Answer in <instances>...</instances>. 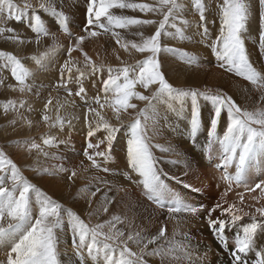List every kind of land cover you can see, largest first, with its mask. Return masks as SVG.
I'll return each mask as SVG.
<instances>
[{"label": "snow or ice", "instance_id": "snow-or-ice-1", "mask_svg": "<svg viewBox=\"0 0 264 264\" xmlns=\"http://www.w3.org/2000/svg\"><path fill=\"white\" fill-rule=\"evenodd\" d=\"M259 4L264 6V0H259ZM194 6L199 12L198 27L202 29L201 36H209L208 21L206 18V0H195ZM138 10L140 13H151L159 16V19L140 18L137 16L125 15L123 10ZM186 5L182 0H155V2H132V0H87L85 9V20L82 31L93 37L101 34H111L116 37V43L125 51L129 49L138 53L145 54L143 60H139L135 65H123L121 67L107 66V78L102 81L103 98L97 95L92 101L103 109L109 104L117 121L121 120V113L128 110H137L138 105L133 100L145 101V106L139 108L135 119L128 125L129 138L127 139V158L132 170L140 173L144 177L145 187L149 190V198L154 200L160 207L167 209L169 218L178 219L180 217H198L207 212V223L221 242L222 247L228 251L231 260L230 264H264V248H257L256 238L258 232H264V206L256 207L251 205V211H244L242 206L235 202L216 203L209 209L202 206H195L187 202L186 198L175 193H169L167 186L161 179L167 176L158 168V161L153 152V147L161 148L160 145L153 146L151 137L147 134V121L150 117L148 112L154 109L153 101H162L168 108L182 114L189 106L190 119L188 127L190 135L195 136L204 124L202 117L201 101L208 102L209 118L207 120V132L212 144H219L220 154L223 159L222 167L227 169L229 165H236L235 175L226 174L222 179L229 185L233 182L237 185L246 183L245 173L249 170L253 160L258 154L264 155V108L248 110L242 108L240 104L231 96L221 92L211 90L200 91L199 89H183L174 87L165 77L161 70L160 53L162 51L181 52L189 62H194V54L184 50H178L162 45V36L167 35L171 38L185 39L184 29H177L176 32H169V26L175 28V21L181 18ZM219 29L215 38L210 42V48L216 59L220 61L221 68H227L229 72H234L238 76L245 77L253 85L264 89V73L258 72L254 67L248 48L246 46L245 33L248 29L251 14L249 0H219ZM120 14H117V13ZM50 13L59 17L61 22L66 25L67 15L58 10L55 0H0V35H4L6 40L17 44L25 43L17 31L11 27H5L8 21L21 23L28 17L27 27L35 34V43L39 44L43 37L54 35L45 26L43 15ZM261 20L264 21V12L261 13ZM184 24L189 21L183 20ZM60 25H57L59 27ZM138 29L143 26H155L151 34L145 35L143 31L137 30L133 35L139 37V42L132 40L121 43L122 37L118 30H130L132 27ZM71 35V33H69ZM87 39V35L76 37L75 44L68 49L69 55L72 51H83L81 45ZM260 40L264 42V28L260 34ZM27 42L31 43V40ZM47 55V53H45ZM84 67L89 69L86 74L80 68H76L78 73L76 82L79 89L78 96H86L87 91L83 87L82 81L86 75H95L97 72H104L105 66H97L95 61L86 52ZM0 58L3 63L0 69L11 70L12 76L19 82L21 92L31 91L30 85L26 83L31 75L22 60L9 51L0 50ZM40 62L39 57H33ZM65 71L67 76L65 77ZM72 67L69 61H65L61 70V85L68 88L72 81ZM0 84L3 79L0 78ZM137 86L144 90L153 89L151 95L138 91ZM69 94H71V89ZM264 100V95L260 97ZM87 103V101H85ZM48 104H51L49 99ZM16 101L9 100L5 104V111L8 107H15ZM23 106V103L20 105ZM48 105H45L47 109ZM87 113L98 117L95 125L88 122L87 146L84 155L87 157L94 168L101 167V161L111 158L113 144L122 131L120 125L110 123L105 120L101 112L91 105L87 108ZM225 119L226 128L223 135L217 134L221 119ZM45 122L51 120L47 114L43 116ZM63 117L57 116L50 126L63 127L65 123ZM31 122L29 121V124ZM103 129L107 133L105 139H99L96 143L92 138L96 133ZM45 144L51 143L45 140ZM105 147L101 150V146ZM32 147L39 148V145L32 144ZM91 150V151H89ZM162 151L169 149L161 148ZM47 156L48 153H45ZM109 169L104 168L107 172ZM49 173L48 169L43 170ZM59 171H68L62 164ZM54 174V173H50ZM76 172H71V177ZM179 183L178 178L173 177ZM191 188V185H184ZM259 189L264 195V180L255 183L254 187H246V191L255 192ZM199 191V189H192ZM231 189H226L230 191ZM101 189L97 187L92 192L95 197ZM258 200L259 197H253ZM105 194L104 203L96 213H108V205L113 203ZM244 203V196L240 194V205ZM33 204L38 206V213L34 215ZM226 205V206H225ZM63 206L60 202L52 199L47 193L43 192L24 176L20 167L14 160L0 149V243L8 245L10 251L4 264H65L62 257H67V252H61V236L59 232L64 227V217L62 216ZM67 213V224L72 235L74 256L77 264H149L146 256L166 254L168 247L173 246L174 241H169L166 232L167 226L161 225L155 234L141 236L139 232L125 234L122 227L123 220L118 215H113L110 219L90 225L77 213L71 209H63ZM219 211L220 216L213 217V213ZM248 218L249 222H244ZM239 227V231L235 229ZM234 230V242L230 245L228 240V229ZM107 229V230H106ZM175 235V233H174ZM167 242L166 244L164 242ZM131 244H135L138 250H134ZM149 245L154 247L149 251ZM254 253L255 259L249 260L248 254ZM101 256L103 259L101 260ZM190 258V256H189Z\"/></svg>", "mask_w": 264, "mask_h": 264}, {"label": "rangeland", "instance_id": "rangeland-1", "mask_svg": "<svg viewBox=\"0 0 264 264\" xmlns=\"http://www.w3.org/2000/svg\"><path fill=\"white\" fill-rule=\"evenodd\" d=\"M17 2L22 4L23 0H17ZM32 2L36 3L37 0H32ZM55 2L57 4L58 10H62L67 15L68 20L65 25L61 22L59 17L53 16L50 13L44 14L42 17L44 20V24L54 35L43 37L39 44L35 43L34 32L27 27V24L29 22L28 17H25L24 21L21 23H17L15 21H8L7 24L3 25L5 27H11L15 29L17 31V34L25 40V43L23 44L14 43L5 39V36L8 35L7 33H5L4 35H0V50L12 52L22 60V62L28 69L31 70V75L26 81V83L30 85L31 91H28L26 89L25 91L21 92L19 90V82L12 76L10 68L0 69V78L3 79V84H0V149H3V151L7 153L14 160V162L17 163L24 176H26L29 180L31 179L30 181L33 184H35L43 192L47 193V195L52 197V199L60 202V204L63 206V209H71L73 212L80 215V217L90 225H95L103 221L104 219H110L112 215H118L123 220V224L117 225V227H122L126 235L129 233L134 234L136 232H139L141 236H150L152 234H155L161 227V225L167 224L166 236L169 241H174L173 247H168L166 250V254L163 255V257L161 255L146 256L145 258L149 261V264H186L187 262L188 264H230L231 257L228 251L222 247L219 239L209 228V225L207 223V212L202 213L198 217L182 216L178 219L170 218V220L168 221L169 217L167 216L166 207H160L159 204L149 198V190L145 187L144 177L140 176L139 173L140 185L136 184L134 186V184L132 183L134 182V180L132 178L131 182L130 177L128 176V172L130 171V169L128 167V163H126L125 160L126 154H123V152H121V157H123L122 161H120L121 166L116 167L117 171L123 172L126 176L125 182L131 189H129L128 192L133 193V195L136 197L139 196L141 198V201L143 202V205L148 204L149 207L152 208V211L158 214V228L156 229L155 227L154 231H148L147 228H139V225L136 226V224L133 223L132 225H135L136 227H134V231H132L128 228L129 225H127L129 223V219H126L122 215V212H127L124 206L122 209V206H116L117 208H114L108 205V213L100 212L99 215H90V213H96L97 210H99L101 208V205L104 203L105 194H108V190L105 189V187H115L118 182L114 180H104L99 183L89 182L88 184H85L82 188H79L78 184H73V182L70 181L72 177L71 179H69L71 172L74 170L72 162L58 163L57 161L59 158H62L63 152L71 150L75 151L76 149L80 148L77 147L74 143L79 142L80 144H85L87 146L88 140L85 141L84 139V142L80 141V138L83 136L80 130L79 137V135L76 134L75 130L53 132L58 128L56 126L53 127L50 125L54 121H56L58 114L60 117H63L65 121L70 120V125H72L73 121H75V118H73L75 116L69 118L68 113L65 114L63 112L64 109H61V103H65V105L68 107L69 104H72L73 100H80L81 97H85L76 95L79 89V85L76 82V77L78 75V73L76 72V68H80L81 70L85 71L86 74L89 71V69L84 67L85 58L83 52H86L90 57H92L98 67L101 65L105 66L104 72H97L95 75H86V78L82 81L83 87L87 91L86 97L91 100L92 98H94V96L96 97L97 95L101 96L102 98L104 96L102 89V81L107 78V66H112L115 68L121 67L123 65H135L137 61L143 60L145 58V54H140L135 50L131 49H129L128 51H125L123 48L120 49V45L116 43L117 38L112 36L111 34H101L98 37H93L90 34L84 33L82 31V28L84 26L87 0H55ZM132 2L152 3L155 2V0H132ZM182 3L186 5L185 11L182 13L181 18L177 19L174 22L176 27L172 28L171 26H169L168 29H170L171 32H176L177 29L182 28L185 31L186 38H171L167 35H164L162 36L161 43L166 47L184 50L190 54H194L195 59L194 62H189V60L184 57L181 52L162 51L160 53L161 70L164 72L165 77L168 79V81L172 83L174 87L177 88L199 89L200 91L211 90L212 92H221L227 95H231L237 101V103L240 104L242 108H246L248 110L264 108V100L260 99V97L264 95V89H261L257 85H253L251 81L247 80L245 77L238 76L234 72H229L226 67L221 68L219 66L221 62L216 59L213 51L209 46L210 42L215 38L219 29V14L217 11L219 0H206V18L209 27V36L206 38H202V29L197 26L200 17L199 12L194 6L195 0H182ZM249 3L251 14L248 25L249 30L247 29V33H245L246 46L248 48L250 59L254 67L258 72L264 73V42L260 40V34L262 28H264V21L261 20V13L264 12V6L259 4V0H249ZM117 14L120 13L118 12ZM123 14L137 16L140 18H160L159 16H155L151 13H140L138 10L131 9L123 10ZM185 19L189 21L188 24L183 23V20ZM57 25L60 26L57 27ZM154 28L155 26H143L138 29L134 26L130 30H118L120 31L122 37L121 43L129 42L132 40L139 42V37L133 35V33H135L137 30H140L143 31L145 35H148L154 31ZM69 33H71V35H69ZM79 35H87V39H85V41L81 45L83 51L75 50L72 51L69 55L68 49L75 44L76 37ZM28 40H31L32 42L29 43L27 42ZM130 51L133 53H131ZM111 52H120L125 56H131V54L132 56L138 55V57L134 62H130L131 64L125 61V63L121 61L119 63H107L106 56H108ZM45 53H47V55H45ZM33 57H39L40 62L37 63V61L33 59ZM65 61H69V67H72L73 69V79L68 84V88H65L61 85V70ZM2 63L3 59L0 58V64ZM182 68H188L187 70H189L188 73H183L185 74V77L183 76V74H181L182 71H180V69ZM214 69L217 75L216 77L214 76V80L212 79L211 81L209 76L213 74ZM194 73L196 74V76H193ZM66 76L67 71H65V77ZM192 77H196L195 80L193 78V82L192 80L190 81ZM178 78L179 80H177ZM236 83H243L244 86L248 87L251 91L250 97L242 100L240 95L235 93V90H233ZM68 89H71V94H69ZM152 91H154V88L149 89L147 91L148 95H151ZM49 99H51V104H48ZM9 100L16 101V106L8 107L7 111H5V104ZM21 103H23L22 107L20 106ZM162 103V101L159 102L160 106H162ZM46 104L48 105L47 109L45 108ZM140 104L141 102L137 103L138 106H140ZM92 106L96 107L101 112V114L103 113L102 116L105 117V120L109 121L107 117L109 118V115H111V112L113 111L111 110L112 107L108 106L107 104L105 105L106 107H104L103 109H99V105L96 104H93ZM201 106L204 124L195 136L190 135L188 127V121L190 119V102L189 106L182 114H177L176 112L170 111V114L174 116L173 121L171 120L172 118L168 119L172 122V125L174 127L173 129L170 128L168 125L165 129H159L157 127V107H154V109L150 110V112H148L147 114L150 117V119L147 121L148 129H152L153 134H156L158 132V134L160 136H163L166 140L174 139L175 141L176 138H172V136L174 137L175 133L182 136L183 133L186 132L185 135L187 136V139H190L189 141L186 140L187 143H185L184 145L182 144L184 148L180 146H176L173 148L168 147V143H166L167 141L162 138H158L156 140L154 139V141H152V143H155V145H160L161 148L171 149L168 151H162L161 148H156L155 150V156L158 160V168H161L160 170H162L163 168L162 172L168 173L167 176L161 177V179L167 186L168 192L175 193L181 196L182 198H186L187 202L195 206H202L204 209H209L213 207L216 203L223 204L225 200L229 204L235 202L238 206H242L244 208V211L246 212L251 211V205H255L256 207H260L261 205L264 206V198L259 189H257L255 192L249 193L245 189L242 190V187L240 185H237L234 182L229 185L226 180L221 178L224 177L226 174H235L234 171H236V165L234 163L229 165L226 171L224 170V168H222V166H220L223 163V159L220 154V146L219 144H212L210 142L207 132V120L209 118V108L211 106L208 102L204 101H201ZM55 107L59 108L55 112H53V109ZM86 107L88 108V106ZM86 107L85 110L87 111ZM78 109L79 108H77V110ZM50 110H52V112ZM79 111L80 113H78L77 116L79 114L80 115L77 119V122H79L80 119L82 121L84 116V113L81 112L83 110L79 109ZM54 113H56L57 115L54 116ZM70 113L72 114L73 112L70 111ZM45 114L51 117L50 121H44L43 116ZM88 115L89 118L87 119V121L93 120L92 124L95 125L98 120V117L96 119L95 116L92 119L91 114L89 113ZM133 119L135 118H132L128 121L131 122ZM84 120L87 125V131H85L83 134L87 135L88 122L85 118ZM29 121L31 122L30 124ZM65 124L69 126L67 122ZM122 127L124 128L123 133H127L126 136L129 138L128 127L124 125ZM225 128L226 123L225 119L222 116L221 122L217 129V134L222 136ZM51 133L53 137L51 136ZM38 135L39 137L37 140L39 141V144L37 145H39V148H34L31 146V150L28 155L25 150L16 147V145L20 141H25V146H27L28 143L34 144L31 140H33V138L37 137ZM71 135L74 137L78 136L77 138L79 139V141H77L78 139L76 138L70 137L71 141H74V143H70L68 136ZM42 136H44L46 139L48 138L47 140H50L51 143L45 144L44 141L46 139L44 141L43 139L41 140ZM39 138L41 141L39 140ZM84 138L87 139V136ZM93 138H96V136ZM58 139L60 140V142ZM161 140L162 142H160ZM126 143L127 141L125 142V146ZM177 145H179V142H177ZM23 146L24 144L21 145V147ZM187 146H189L191 149ZM45 152L48 153L47 156H45ZM21 154L25 155L27 159L31 160L30 162L25 163V167L23 168L20 165L21 160H17L15 157ZM188 155L199 159L201 164H189V161L191 159H189ZM201 156L206 162L201 161ZM168 162L173 163V167H175V165L180 164L184 167L186 166L185 170L182 172L183 174L181 173L180 176H172L169 173L170 171L168 172L164 169L167 167ZM61 164L65 168H67L68 171H59V165ZM44 169H48L49 173H45L43 171ZM197 169L200 170L198 171ZM249 170L253 173L255 172L253 176L254 178L255 176H257V178L259 179L261 175H264V155L258 154V156L253 160ZM249 170L245 173V176L251 173L249 172ZM194 172H197V174ZM111 173H114V171H112ZM173 177L178 178V180L182 181V183H179L176 179H173ZM56 178L64 180L63 182L65 183V186L63 187H66V184L69 185L70 182H72L68 190L66 188H63L61 196L65 193V191L67 195L64 201L56 197V189H51L48 187V185L50 184L51 186H55V184L57 185V183H53ZM184 185H191V188H186L184 187ZM97 187H99L101 191L97 192L96 196L93 197L92 192L95 191ZM229 188L231 190L226 192V189ZM192 189H199V191H193ZM77 191H81L84 194L86 201L83 203V205L79 204V200L81 199L80 197L73 196L75 195V192L77 193ZM256 193L257 197L261 196L258 199L259 202L253 199L252 197L248 196L249 194L255 195ZM240 194H243L244 196L243 205H240ZM117 200H114V202ZM257 203L261 205L259 206V204ZM63 209L61 214L65 220L63 227L64 231L62 229L59 234L70 233L71 235V231L67 224V213ZM33 211L34 215L38 213V206L36 204H33ZM147 215V211L137 212L135 210L134 212L135 219L138 220L141 224L148 227V223L144 222V218ZM212 215L213 217H216L220 216L221 213L217 211ZM244 222H249L248 218H245ZM129 227H131V225ZM239 230V227L235 229V231ZM227 235L233 239L234 230L231 228L228 229ZM232 239L230 240V242L232 241ZM164 243L166 244L167 242L165 241ZM232 243L233 242L229 244L231 245ZM69 244L71 245H67V248L73 247L72 243ZM256 244V250H258L259 248H264V232H258ZM130 246L133 247L134 250H138V247L135 244L130 243ZM153 247V245H149L148 250L150 251ZM59 248L61 252L66 251L62 249L61 244L59 245ZM9 251L10 249L8 245L0 243V264H4ZM67 253H69V256L75 257L74 254H71V251L68 250ZM248 255L254 256L253 253H249ZM63 258L64 257H62V259ZM75 259L77 262L76 257ZM102 259L103 257L101 256V260ZM248 259L250 261L254 260L253 257H248ZM89 262H91L90 259Z\"/></svg>", "mask_w": 264, "mask_h": 264}, {"label": "bare ground", "instance_id": "bare-ground-1", "mask_svg": "<svg viewBox=\"0 0 264 264\" xmlns=\"http://www.w3.org/2000/svg\"><path fill=\"white\" fill-rule=\"evenodd\" d=\"M250 29H251V27H250ZM249 30V29H248ZM167 31H169V32H171V30L170 29H167ZM247 33V32H246ZM249 34V33H248ZM29 36V35H28ZM11 43V42H10ZM120 49H122L121 47H120ZM21 52V51H20ZM121 52V51H120ZM120 52H118V53H116V52H111V53H109V55L108 56H106V61H107V63H113V62H115V63H119L120 61L121 62H128V63H130V62H134L136 59H137V57H138V55L137 56H132V54H131V56H125V55H123L122 53H120ZM131 52V51H130ZM131 53H133V52H131ZM136 53V52H135ZM141 54V53H140ZM97 55V54H96ZM103 56V55H102ZM101 56V57H102ZM100 57V56H99ZM103 60H105V59H103ZM98 61V60H97ZM105 61V62H106ZM109 61V62H108ZM124 62V63H125ZM99 63V62H98ZM101 63V62H100ZM102 63H104V62H102ZM131 64V63H130ZM136 64V63H135ZM188 68H182V69H180V71H182L181 72V74H183V73H188L189 72V70H187ZM171 73V72H170ZM173 73V72H172ZM195 74V73H194ZM193 74V76H196V74L194 75ZM174 75H175V73H174ZM177 75V74H176ZM216 71H215V69H214V71H213V74H211L210 76H209V78L211 79V81H212V79L214 80V76L216 77ZM183 76L185 77V74H183ZM188 76V75H187ZM226 76V75H225ZM229 76V75H228ZM230 77V76H229ZM193 78H194V80L196 79V77H192L191 79H190V81L192 80V82H193ZM222 78V77H221ZM232 78V77H231ZM177 80H179V78L177 79ZM216 80H217V78H216ZM225 81V80H224ZM230 81V80H229ZM233 81V80H232ZM219 82V81H218ZM231 83V82H230ZM98 88V87H97ZM256 89V88H255ZM95 90V89H94ZM137 90L138 91H143L144 92V94H146V95H148V93H147V91L148 90H144V89H142V88H140L139 86H137ZM233 90H235V93H237V94H239L240 95V97H241V99L242 100H244V99H247L248 97H250V90H249V88L248 87H246V86H244L243 85V83H236L235 84V87L233 88ZM44 91V90H43ZM46 92V91H45ZM150 92H151V90H150ZM47 94H48V92H47ZM47 97V96H46ZM94 98H95V96H94ZM94 98H92V100H94ZM67 100V99H66ZM92 100L91 99H89L88 97H81V99L80 100H73L72 101V104H69V106L67 107L66 105H65V103H61V105H62V107H61V109H64V113L65 114H67L68 113V116H69V118L70 117H72V116H75V117H73V118H75V121H73V124L72 125H66V124H64L63 125V127H60L59 125L58 126H56L58 129L57 130H55V131H53V132H61V131H68V130H75V132H76V134H78L79 135V130L81 131V133H82V137L80 138V141L81 142H84V139H85V141L87 140L86 138H84V137H86L87 135H84L83 133L85 132V131H87V125H86V123H85V120H84V118L86 117V115H87V119L89 118V113H87V111L85 110V107L86 106H89V105H93V103H92ZM64 101V100H63ZM85 101H87V103L85 102ZM135 101V102H134ZM246 101V100H245ZM133 103H138V102H141V104H140V106H138V109L139 108H143L144 106H145V101H140V100H133L132 101ZM161 102V101H160ZM153 104L155 105V107H157L158 108V113H157V122H156V124H157V127L159 128V129H161V128H163V129H165L166 128V126L168 125L170 128H174L173 127V125H172V122L168 119V118H172L171 120L173 121V115L172 114H170V109L168 108V106H167V104H165V103H162V106H160V104H159V102L158 101H153ZM54 105V104H53ZM56 105V104H55ZM108 106H110L109 104H107ZM59 106V105H58ZM106 107V106H105ZM111 107V106H110ZM59 107H55L54 109H53V112H55L57 109H58ZM77 108H79V109H82L83 111H81V112H83L84 114V116H83V120L81 121V119H80V121L79 122H77V119L79 118V115L77 116V114L78 113H80V111H79V109L77 110ZM87 108V107H86ZM51 109V108H50ZM68 109H69V112H68ZM138 109L137 110H133V109H130V110H128V112L127 113H121V120L120 121H117L116 119H115V113H114V111H112L111 112V115H109V118L107 117V119H109V122L110 123H113V124H117V125H120L121 126V128H122V131L118 134V138H117V140L114 142V144H113V149H112V154H111V158L110 159H108V160H103V161H101V167L100 168H94L93 166H92V164H91V161H89L88 159H87V157L84 155V151H85V149H86V145L85 144H80L79 142H76V143H74V141H71V138L70 137H73V138H76V139H78L77 137L78 136H76V137H74V136H68V139H69V142L71 143H74L77 147H80L79 149H76L75 151H65V152H63V156H62V158H59L58 159V163H68V162H72V164H73V166H74V170H75V172H76V175L75 176H73L72 177V179L70 180V181H72L73 182V184H78L79 185V188H82L85 184H88L89 182H91V183H99V182H101V181H104V180H114V181H117L118 182V184H116L115 185V187H105V189H107L108 190V194H106L107 195V197H109L110 199H111V197H117V198H115V200H117V201H115V202H113V203H111V204H109V206H112V207H114V208H117L116 206H122V209H123V206H124V208H126V211L127 212H122V215L126 218V219H129V223L127 224V225H131V227H129L128 226V228L129 229H131L132 231H134V227H136L137 225H139V228H147L148 229V231H154L155 230V227H156V229L158 228L157 227V223H158V214L157 213H154L153 211H152V208H150L149 207V205L148 204H146V205H143V202L141 201V198L139 197V196H134L133 195V193H130V192H128L129 191V186L127 185V183L125 182V180H126V176L124 175V173L123 172H120V171H117V168L116 167H118V166H121V162L120 161H122V159H123V157H121V152H123V154H126L125 155V160H126V163H128V167H129V169H130V171L128 172V176L130 177V180H131V182H132V179L134 180V182H132L133 184H134V186L137 184V185H140V179H139V173L138 172H136V171H134V170H132V167H131V164L129 163V161H128V158H127V153H126V148H127V143H126V146H125V142L127 141V139H128V137L126 136V134L127 133H123V130H124V128L122 127L123 125L124 126H126V127H128V125L131 123L130 121H128V120H130V119H132V118H135L136 117V113H137V111H138ZM108 110H110V109H108ZM111 110H113V109H111ZM155 110H157V109H155ZM51 112H52V110H50ZM70 111H72L73 113L71 114L70 113ZM150 112V111H149ZM91 114V113H90ZM103 114V113H102ZM101 114V115H102ZM154 114H155V111H154ZM55 115H57L56 113H54V116ZM151 115V114H150ZM58 116H59V114H58ZM91 118L93 119L94 117H95V115L94 114H91ZM107 116V115H106ZM111 116H112V118H111ZM152 116V115H151ZM183 116V115H182ZM90 118V119H91ZM105 118V117H104ZM96 119H97V117H96ZM74 120V119H73ZM153 120V119H152ZM151 120V121H152ZM156 120V119H155ZM19 121V120H18ZM91 122H93V120L91 121ZM85 124V126H84V124ZM154 123V122H153ZM150 124V123H149ZM147 125H148V123H147ZM155 125V124H154ZM175 125V124H174ZM11 126V125H10ZM20 126V125H19ZM156 129V128H155ZM169 129V128H168ZM102 130V131H101ZM100 131H98L97 133H96V138H93L92 139V142L93 143H96L99 139H105L106 138V136H107V133L106 132H104L103 131V129H101ZM157 130V129H156ZM155 131V130H154ZM158 131V130H157ZM165 131V130H164ZM27 133V132H26ZM186 133V132H185ZM185 133H183V135L182 136H180V135H178V134H176L175 133V135H174V137L172 136V138H176V140L174 141V139H172V140H166L163 136H160L159 134H158V132L156 133V134H153V131H152V129H148V127H147V134H148V136H150L151 137V144L153 145V146H155V143H152V141H154V139L156 140V139H158V138H162V139H165L167 142L166 143H168V147H171V148H173V147H176V146H180V147H183L182 146V144L184 145L185 143H187L186 142V140L187 141H189L190 139H187V136L185 135ZM189 134V133H188ZM55 135V134H54ZM168 135V134H167ZM51 136L53 137V135H52V133H51ZM38 137H39V135L37 136V137H34L33 138V140H31V141H33V143L34 144H39V141L37 140L38 139ZM61 137V136H60ZM79 137H80V135H79ZM167 138V137H166ZM190 138V137H189ZM43 139V141L46 139L44 136H42V138H41V140ZM48 139V138H47ZM19 140V139H18ZM25 140V139H24ZM39 140H40V138H39ZM40 140V141H41ZM59 140V139H58ZM62 140H63V138H62ZM160 140V139H159ZM184 140V141H183ZM77 141H79V139L77 140ZM59 142H60V140H59ZM88 142V141H87ZM157 142V141H156ZM160 142H162V140L160 141ZM164 142V141H163ZM177 142H179V145H177ZM22 144H24V146H25V144H26V142L25 141H20V142H18V144L16 145V147H18V148H21V149H23V150H25L26 152H27V155H28V153L30 152V150H31V146H32V143H28L27 144V146H23V147H21V145ZM49 146V145H48ZM105 146L104 145H102L101 146V150H103V148H104ZM188 148H190L189 146H187ZM49 148V147H48ZM184 148V147H183ZM178 149H179V147H178ZM191 149V148H190ZM155 150H156V147H153V152H154V155L156 154V152H155ZM181 150V149H180ZM89 151H91V150H89ZM12 152V151H11ZM15 152V151H14ZM172 152V151H171ZM171 152H170V154H171ZM45 153H47V152H45ZM178 153H179V150H178ZM181 153V152H180ZM188 154V153H187ZM46 156V155H45ZM181 156V155H180ZM184 156V155H183ZM189 156V159H191L190 161H189V164H191V165H195V164H201V162H200V160L199 159H197V158H195V157H191V155H188ZM16 157V159L17 160H21L20 161V165L22 166V168L23 167H25V163H28V162H30L31 160H29V159H27V157L25 156V155H23V154H21V155H19V156H15ZM57 157H58V155H57ZM198 157V156H197ZM20 158H22V159H20ZM36 158V157H35ZM181 158V157H180ZM25 160V161H24ZM158 161V160H157ZM201 161L202 162H206L205 160H203V157L201 156ZM215 162V161H214ZM166 163V162H165ZM175 163V162H174ZM217 163H219V162H217ZM221 163V162H220ZM31 164V163H30ZM117 164V165H116ZM66 165V164H65ZM116 165V166H115ZM46 166H47V163H46ZM161 166H162V164H161ZM174 166V164L173 163H169L168 162V165H167V167L166 168H164L166 171H170L169 173L172 175V176H180V174L185 170V168H186V166L184 167L183 165H175V167H173ZM105 167H107V169H109L107 172H105V171H103V169L105 168ZM197 167V166H196ZM229 167V166H228ZM193 168V167H192ZM198 168V167H197ZM119 169V168H118ZM161 169V168H160ZM196 169V168H195ZM228 169V168H227ZM162 170H163V168H162ZM161 170V171H162ZM188 170V169H187ZM186 170V171H187ZM198 170V169H197ZM200 170V169H199ZM198 170V171H199ZM226 170V169H225ZM254 170V169H253ZM112 171H114V173H111ZM202 171V170H201ZM229 171H230V169H229ZM189 172H190V170H189ZM249 172H251L252 173V171H250L249 170ZM165 173V172H164ZM188 173V172H187ZM194 173H196L197 174V172H194ZM223 173V172H222ZM234 173H236V171H234ZM255 173V172H254ZM36 174V173H35ZM34 174V175H35ZM39 174V173H38ZM168 174V173H167ZM169 174V175H170ZM183 174V173H182ZM185 174V173H184ZM193 174V173H192ZM219 175V174H218ZM141 176V175H140ZM182 176V175H181ZM184 176V175H183ZM212 176V175H211ZM132 178V179H131ZM219 178V177H218ZM222 178V177H221ZM255 178H257V176H255ZM192 179V178H191ZM31 180V179H30ZM49 181H51V180H49ZM64 180H61L60 178H56V180L55 181H53V183H57V185L55 184V186H51V184L50 185H48V187L49 188H51V189H56L55 190V195H56V197L57 198H59V199H61V200H65V197L67 196L66 195V191H65V193L61 196V193L63 192V188L65 189H69V187H70V185L72 184V182H70V184L68 185V184H66V187H63V186H65V183L63 182ZM245 181H246V179H245ZM247 182V181H246ZM49 183V182H48ZM195 184V183H194ZM121 186V187H120ZM133 186V185H132ZM195 186V185H194ZM44 187H45V185H44ZM204 187V186H203ZM208 188V187H207ZM206 189V188H205ZM131 190V189H130ZM242 190H244V188L242 187ZM112 191V192H111ZM257 195V193L254 195V194H249L248 196L249 197H252L253 198V196H256ZM261 195V194H260ZM73 196H75V197H80L81 199L79 200V204H81V205H83V203L86 201V199H85V197H84V194H83V192H78L77 191V193L75 192V195H73ZM259 196V195H258ZM61 197V198H60ZM257 197V196H256ZM259 197H261V196H259ZM263 198H264V195H263ZM256 200V199H255ZM255 200H254V202H255ZM73 201V200H72ZM88 201V200H87ZM258 201V200H257ZM254 202H253V204H254ZM259 202V201H258ZM261 202H262V200H261ZM257 204H259V203H257ZM261 204H259V206H260ZM262 206V205H261ZM135 210L137 211V212H145V211H147L148 212V215L144 218V222H147L148 223V227L147 226H145V225H143V224H141L138 220H136L135 219V217H134V212H135ZM116 211V210H115ZM117 212V211H116ZM95 213V212H94ZM120 214V213H119ZM144 215V214H143ZM143 215H141V216H143ZM113 216V215H112ZM138 216V215H137ZM173 219V218H172ZM203 219V218H202ZM170 220V218H168V221ZM180 220V219H179ZM143 221V220H142ZM189 221V220H188ZM202 221V220H201ZM180 222V221H179ZM185 222V221H184ZM191 222V221H190ZM199 222V221H198ZM206 222V221H205ZM133 223H135L136 224V226L135 225H132ZM170 223V222H169ZM168 223V224H169ZM203 223V222H202ZM192 224H194V223H192ZM167 225V224H166ZM206 225V224H205ZM171 226H174V225H171ZM197 226V225H196ZM202 226V225H201ZM199 228V227H198ZM138 229V228H137ZM179 230V229H178ZM204 230V229H203ZM63 231H64V229H63ZM60 236H61V247H62V249H64V250H66L67 252H68V250L69 251H71V254H73V247H69V248H67V245H71V244H69V243H72V235H70V233H66V234H59ZM145 236V235H144ZM215 243V242H214ZM173 247V246H172ZM195 250V249H194ZM196 251V250H195ZM212 251V250H211ZM190 252V251H189ZM210 252V251H209ZM175 253V252H174ZM177 254V253H176ZM179 254V253H178ZM181 254V253H180ZM193 255V254H192ZM176 256V255H175ZM187 256V255H186ZM185 256V257H186ZM218 256V255H217ZM216 256V257H217ZM178 257V256H177ZM182 257H184V256H182ZM212 257V256H211ZM215 257V256H214ZM181 258V257H180ZM186 259V258H185ZM185 259H184V261H185ZM62 260H64L65 261V264H77V262H76V259H75V257H72V256H69V253H67V257H64ZM183 260V259H182ZM181 261V260H180ZM183 261V262H184ZM187 261V260H186ZM190 261V260H189ZM168 263H170V262H168ZM89 264H91V262H89ZM180 264V263H179ZM186 264H188V262L186 263ZM194 264V263H193ZM195 264H197V263H195Z\"/></svg>", "mask_w": 264, "mask_h": 264}]
</instances>
